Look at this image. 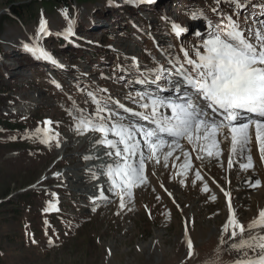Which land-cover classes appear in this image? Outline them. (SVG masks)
Segmentation results:
<instances>
[{"label": "rangeland", "instance_id": "rangeland-1", "mask_svg": "<svg viewBox=\"0 0 264 264\" xmlns=\"http://www.w3.org/2000/svg\"><path fill=\"white\" fill-rule=\"evenodd\" d=\"M143 3L151 9H142ZM143 3L0 0V84L4 86H0V111L25 128L0 130V264H232L236 253H229L227 245L219 243L229 201L244 225L264 208V160L256 142L250 144L253 168L247 171L239 168L235 156L236 164L229 168L228 148L221 150L224 160L206 157L201 162L192 153L193 168L187 176L177 175L182 157L176 167L172 166L174 157L169 158L168 167H164L162 157L159 164L149 162L147 186L135 188L123 209L118 196L92 204L75 192L73 184L67 186L68 176L58 178L77 164V153L83 152L61 150L68 141L61 142L59 137L76 133L68 111L75 107L85 112L94 109L89 92L105 100L111 96L138 111L128 97L146 88L155 91V85L136 83L141 80L139 75L153 73L151 70L160 64L174 71L164 58L183 55L181 47L188 49L194 41L199 42L195 34L206 33L207 22L219 20L213 8L228 15L236 13L238 21L264 20V0H245L248 6L240 10L227 0L219 4L216 0ZM13 7L23 16L12 15ZM28 9L33 14L31 19L26 17ZM64 10L74 21V35L68 39L58 35L68 25ZM193 12L203 13L205 19L192 20ZM42 16L49 34H42L38 46L64 69L51 62L57 71L38 66L43 59L25 53L23 45L32 46ZM171 20L186 27L187 33L176 37L171 32ZM44 121L52 122L49 127L52 135L58 134L59 147L56 140L43 144L32 136L34 130L44 127ZM89 135L92 133L75 134L77 140ZM221 141L231 146L230 141ZM250 154L245 153L243 162ZM175 155H180L179 150ZM70 156L76 161L59 164ZM196 171L202 179L193 183ZM256 179L261 185L250 187L249 182ZM205 185L208 192L202 190ZM212 196L215 200L210 199ZM49 201L58 209L50 210L51 214L44 211ZM189 239L193 244L190 258Z\"/></svg>", "mask_w": 264, "mask_h": 264}, {"label": "snow or ice", "instance_id": "snow-or-ice-1", "mask_svg": "<svg viewBox=\"0 0 264 264\" xmlns=\"http://www.w3.org/2000/svg\"><path fill=\"white\" fill-rule=\"evenodd\" d=\"M126 2L143 3L145 0ZM216 2L219 4L221 0ZM227 2L236 10L248 6L245 0ZM212 11L219 20L215 24L208 21V31L196 33L199 42L194 41L191 48L181 47L182 61L179 58L168 60L174 66V71L158 65L151 70L154 73L151 81L148 77L136 81L149 87L155 85V91L146 88L128 97L138 106V111L126 107L111 96L105 100L92 92L88 93L91 104L95 106L92 111L85 112L79 107L68 111L75 122L76 133L82 136L92 133L93 146L102 145L105 149L103 156L107 160L102 161L100 175L107 178L108 191L119 197L121 209L126 207V198L131 201L135 188L148 183L147 164L153 161L159 164L161 157L164 167H168L170 157H174L173 167L182 157L183 162L179 165L181 171L177 175L187 176L193 168L192 153L201 162L206 157L218 158L222 154L220 137H223L231 144L229 168L233 167L232 157L235 156L240 161L239 168L247 171L253 168L251 155H247L246 162L243 161L245 153L251 151L249 145L254 130L255 142L264 160V20L249 22L245 18L238 21L234 18L236 13L228 15L217 8ZM63 15L68 25L58 35L68 39L74 35V21L68 17L67 10H64ZM190 17L192 20L205 19L203 13L197 12L190 13ZM170 28L176 37H181L187 31L177 22H171ZM42 34H49L43 16L36 36L32 38V46L24 44V49L37 60L44 59L60 66L46 50L38 46ZM163 92L169 94L161 95ZM108 101L128 113L129 117H122L119 111H114L108 106ZM130 117H135V121ZM139 121H146L147 126ZM43 123L44 127L34 130L32 136L43 144L56 140V146L59 147L58 134L52 135L49 127L52 122ZM185 144L188 145L187 150ZM177 150L180 155L174 156ZM84 159L101 157L85 156ZM96 178L93 173V179ZM201 179L200 172L196 171L193 183ZM184 182V179L180 180L182 185ZM260 185L259 179L249 182L253 188ZM202 190L209 191L207 185ZM224 195L229 197L227 192ZM96 199L107 201L108 197L101 190L99 197L93 198L94 203ZM210 199L215 200V196ZM50 210H58L52 201L44 209L45 212ZM92 210L95 211V207ZM52 243L50 239L49 244ZM219 243L227 245L225 250L229 253H236L232 264H264V208H260L258 214L244 225L236 218L229 201L228 217L222 225ZM187 247L190 258L193 255L190 239Z\"/></svg>", "mask_w": 264, "mask_h": 264}, {"label": "bare ground", "instance_id": "bare-ground-1", "mask_svg": "<svg viewBox=\"0 0 264 264\" xmlns=\"http://www.w3.org/2000/svg\"><path fill=\"white\" fill-rule=\"evenodd\" d=\"M161 95L166 96L168 94L161 93ZM114 107L115 106H111V108H113L114 111H119L121 116L129 117L128 113L123 112L122 109H117L116 107L115 108ZM130 119H132L134 121L136 118L130 117ZM142 123H143V125L147 126L146 121H142ZM73 128H74V126H73ZM75 134H77V133H73L67 138L64 137L62 134L60 135L59 139L61 142L65 141V140L68 141V143L63 145L61 150H63V149H64V151L71 150L72 152L76 153L78 151V149H82L83 152L77 153V154H79L78 155L79 159L77 161L72 156L62 158V160L60 161L59 164L72 163L75 161L77 162V164L74 165L73 168L65 171L63 174H60L58 176V178L63 179L64 176H68L69 181L67 183V186H69V185L71 186V184H73L75 186V192L78 195H81V196L83 195L84 198H88V200H91L92 204H101V203L105 202V201H102L99 199H96L95 203L93 202V198L99 197L101 190L104 191V194L108 197V200L114 198V195L108 191L109 183L107 181V178L100 175L102 161L107 160V157L103 156V152L105 151V149L103 148L102 145L98 146V147L93 146L92 135L87 136L83 140H77V137L75 136ZM220 140H224L223 137H220ZM90 141H92V142H90ZM252 142H255V140H252ZM185 146H186V144H185ZM250 146L251 145H249V148H250ZM256 147H257V145H256ZM226 148H228V150H230L231 146L229 144H224V143L220 144L221 150H225ZM85 156H93V157L100 156L102 158L99 159V161H97V159L85 160L84 159ZM222 156L223 155H220L219 158L224 160L225 155L223 157ZM228 157H229V154H228ZM233 161L236 164V162H235L236 159H233ZM147 167H148V165H147ZM72 172H75V174L73 175ZM86 172H91V176L90 177L87 176V178H86L85 177ZM93 173L96 174L97 179H93Z\"/></svg>", "mask_w": 264, "mask_h": 264}, {"label": "trees", "instance_id": "trees-1", "mask_svg": "<svg viewBox=\"0 0 264 264\" xmlns=\"http://www.w3.org/2000/svg\"><path fill=\"white\" fill-rule=\"evenodd\" d=\"M61 2H63V0H59ZM25 10V7H21V9ZM20 10V9H19ZM21 10V11H22ZM31 9H28V14L29 16L26 15L27 19H31L33 14H32V11H30ZM11 14L14 15L15 17H20V16H23L22 15V12H19L18 9H15L14 7L11 9ZM3 84H0V86L3 88L4 86H2ZM2 88H0V92H2ZM0 96H2V93H0ZM1 100V98H0ZM1 129H8L9 131H22L24 130V125L19 123V122H16L14 120H12L9 116V114L6 112V113H2L0 111V130Z\"/></svg>", "mask_w": 264, "mask_h": 264}]
</instances>
